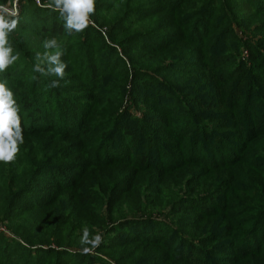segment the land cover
Masks as SVG:
<instances>
[{
  "label": "trees",
  "instance_id": "trees-1",
  "mask_svg": "<svg viewBox=\"0 0 264 264\" xmlns=\"http://www.w3.org/2000/svg\"><path fill=\"white\" fill-rule=\"evenodd\" d=\"M48 2L18 0L0 72L24 138L0 163V264H264V38L246 67L229 30L264 33V0H96L79 33ZM53 37L57 88L33 71Z\"/></svg>",
  "mask_w": 264,
  "mask_h": 264
},
{
  "label": "clouds",
  "instance_id": "clouds-1",
  "mask_svg": "<svg viewBox=\"0 0 264 264\" xmlns=\"http://www.w3.org/2000/svg\"><path fill=\"white\" fill-rule=\"evenodd\" d=\"M52 11L59 12L64 20V28L69 33H79L87 29L94 22L91 17L95 14L96 0H49L45 5ZM18 12L13 8L9 10L0 6V72L6 71L18 59L13 55L12 48L8 45V36L18 25L16 17ZM43 48L46 51L41 54L37 52L33 66V71L42 76L54 75L57 80L50 82L49 87H59V81L65 79V69L68 67L61 60L64 50L53 37L45 39ZM54 50V51H47ZM47 65L45 67L44 65ZM24 143L23 129L19 116V107L14 99L13 92L6 87V84L0 82V163L11 164L15 161L20 151V145ZM81 243L90 245L82 249L83 254L91 253L95 248L103 243V235L97 233L89 238V231L85 227Z\"/></svg>",
  "mask_w": 264,
  "mask_h": 264
},
{
  "label": "rangeland",
  "instance_id": "rangeland-1",
  "mask_svg": "<svg viewBox=\"0 0 264 264\" xmlns=\"http://www.w3.org/2000/svg\"><path fill=\"white\" fill-rule=\"evenodd\" d=\"M35 1L38 4L40 3V0H35ZM218 1H219V3L224 2V0H218ZM4 7L8 8L9 10H12L13 8H15V10L18 12V15H19L18 0H15L13 3H8V5H6ZM18 15L16 17H12V18H17ZM229 30L232 32L230 40L234 41V42L236 41V44L239 47V51H240V56L238 57L239 61L241 63H243L246 67H249V65H250L249 54H248V51L245 50L244 42L246 40H250L253 43L258 45L260 42V39L264 38V36H263L264 33L254 35L255 34L254 33V27H249L247 24H244L241 21H235L234 18L231 19V26H230ZM257 97L259 98L258 94H257ZM136 106H138V105L134 104V107H136ZM132 112L137 117H141V113L136 108L132 109ZM165 221L167 222V225L171 229H179L177 222H175V220L173 218L172 219H166ZM0 231L8 233L5 225H3V224L1 225V223H0ZM106 260L109 261L110 263L114 264L111 260H109V259H106Z\"/></svg>",
  "mask_w": 264,
  "mask_h": 264
}]
</instances>
